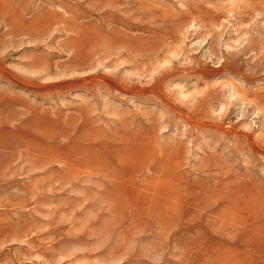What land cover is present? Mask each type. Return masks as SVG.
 <instances>
[{
	"label": "rangeland",
	"instance_id": "rangeland-1",
	"mask_svg": "<svg viewBox=\"0 0 264 264\" xmlns=\"http://www.w3.org/2000/svg\"><path fill=\"white\" fill-rule=\"evenodd\" d=\"M0 264H264V0H0Z\"/></svg>",
	"mask_w": 264,
	"mask_h": 264
},
{
	"label": "bare ground",
	"instance_id": "bare-ground-1",
	"mask_svg": "<svg viewBox=\"0 0 264 264\" xmlns=\"http://www.w3.org/2000/svg\"><path fill=\"white\" fill-rule=\"evenodd\" d=\"M23 151V150H22Z\"/></svg>",
	"mask_w": 264,
	"mask_h": 264
}]
</instances>
